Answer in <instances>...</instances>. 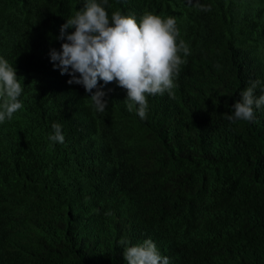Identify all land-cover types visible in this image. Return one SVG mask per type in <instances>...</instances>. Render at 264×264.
Segmentation results:
<instances>
[{
  "label": "trees",
  "instance_id": "16d2710c",
  "mask_svg": "<svg viewBox=\"0 0 264 264\" xmlns=\"http://www.w3.org/2000/svg\"><path fill=\"white\" fill-rule=\"evenodd\" d=\"M83 3L0 0V56L24 88L0 123V264H127L122 238L169 264H264V106L225 118L250 80L264 94V0H109V16L175 17L190 46L176 96L148 100L146 119L115 83L97 112L53 68Z\"/></svg>",
  "mask_w": 264,
  "mask_h": 264
},
{
  "label": "clouds",
  "instance_id": "9594fccd",
  "mask_svg": "<svg viewBox=\"0 0 264 264\" xmlns=\"http://www.w3.org/2000/svg\"><path fill=\"white\" fill-rule=\"evenodd\" d=\"M106 6H110L109 0H84L82 8L61 25L58 39L64 42L61 50H50V61L61 75L70 77L68 84L84 87L97 112L103 113L108 107L103 98L111 89L104 91L103 86L115 83L125 89L127 110H135L141 119H146L148 100L176 96L190 46L180 35L173 16L145 12L138 20L134 13L123 14L120 10L109 16ZM196 7L211 11V5L200 4L199 0ZM70 28L74 31L68 32ZM259 85V80H250L232 105V113L225 116L227 120H254V109L264 106V94L255 95ZM23 91L17 69L0 56V123L11 120L23 108ZM51 127L48 139L64 143L62 125L54 122ZM118 243L127 264H169V258L150 238L135 245L125 238Z\"/></svg>",
  "mask_w": 264,
  "mask_h": 264
}]
</instances>
